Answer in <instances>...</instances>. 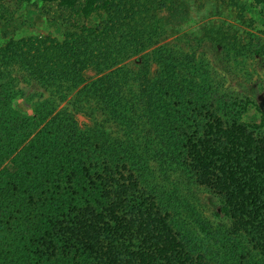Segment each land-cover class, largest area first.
I'll return each instance as SVG.
<instances>
[{"label": "trees", "instance_id": "trees-1", "mask_svg": "<svg viewBox=\"0 0 264 264\" xmlns=\"http://www.w3.org/2000/svg\"><path fill=\"white\" fill-rule=\"evenodd\" d=\"M47 1L78 15L63 38L0 43V264H264V111L158 41L195 1ZM168 174L219 198L234 263L179 225Z\"/></svg>", "mask_w": 264, "mask_h": 264}, {"label": "rangeland", "instance_id": "rangeland-1", "mask_svg": "<svg viewBox=\"0 0 264 264\" xmlns=\"http://www.w3.org/2000/svg\"><path fill=\"white\" fill-rule=\"evenodd\" d=\"M190 18L179 28V33L165 34L158 41L195 49L203 53L211 64L224 76L226 86L249 96L264 111V5L255 0H192ZM78 18L71 9L47 0H0V43L6 38L46 35L63 38L64 24ZM213 25V33L206 36L202 25ZM202 27V28H201ZM227 33L231 41L221 39ZM187 34L186 36H184ZM227 36V37H228ZM233 36L240 37L239 42ZM138 58H133L138 62ZM89 75H94L93 71ZM16 102L26 111H32L29 101L18 97ZM252 110L251 119L259 115ZM81 122L87 119L79 115ZM174 174L163 177L165 193L176 211V219L191 231L198 245L210 255L230 263L237 260L236 240L230 235L231 221L221 212V203L215 194L198 186L184 176L181 181ZM207 232L216 235L211 237ZM230 239H233L230 241ZM244 247L243 240H240ZM223 243H226L223 248ZM240 247V248H241ZM247 247V246H246ZM203 248V249H204Z\"/></svg>", "mask_w": 264, "mask_h": 264}]
</instances>
